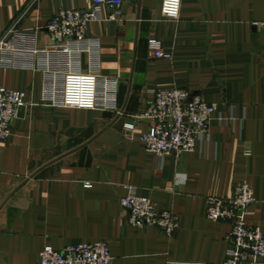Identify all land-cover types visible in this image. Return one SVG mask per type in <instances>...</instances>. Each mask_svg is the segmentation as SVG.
I'll return each instance as SVG.
<instances>
[{
    "label": "crops",
    "instance_id": "0c3cea01",
    "mask_svg": "<svg viewBox=\"0 0 264 264\" xmlns=\"http://www.w3.org/2000/svg\"><path fill=\"white\" fill-rule=\"evenodd\" d=\"M94 0H0V34L38 30L60 9ZM162 0H128L118 15L101 7L86 36L100 43V73L119 79L115 111L52 106L44 74L0 65V85L25 90L27 103L0 143V264H39L47 246L107 241L113 264H222L232 223L207 217L209 197L229 198L247 183L255 201L247 222L264 231V0H182L177 20ZM115 15L114 19H109ZM159 39L173 59L151 55ZM89 56L84 59L88 70ZM188 89L218 110L210 138L180 157L158 156L124 123L146 110L154 90ZM90 187H87V184ZM134 187L179 218L169 236L137 229L120 200Z\"/></svg>",
    "mask_w": 264,
    "mask_h": 264
},
{
    "label": "built area",
    "instance_id": "2783aa9c",
    "mask_svg": "<svg viewBox=\"0 0 264 264\" xmlns=\"http://www.w3.org/2000/svg\"><path fill=\"white\" fill-rule=\"evenodd\" d=\"M125 1L128 0H94L93 6L83 11L60 9L46 27L51 42L44 47L38 45V30L10 28L5 35L0 34V65L43 72V100L52 106L117 110L119 79L100 73L99 39L87 37L86 31L90 22L103 20L102 5L113 6L119 15ZM181 5L182 0H162V17L177 20ZM114 18L115 15L109 17ZM148 46L154 58L173 59L159 39H149ZM86 55L88 70L84 69ZM152 94L146 110L124 123L125 132L132 133L138 121L150 120L148 131L141 136L147 151L180 157L194 152L200 142L210 138L217 103L181 88L154 90ZM26 103L25 90L0 85V143L9 140L12 123ZM125 189L127 193L120 203L132 227L142 230L154 226L169 236L178 230L179 218L173 211L160 209L134 187ZM254 201L253 189L247 183L237 185L229 198H208L207 217L232 223L230 247L222 264H264V231L247 222L248 209ZM39 264H113V256L107 241L72 244L62 250L47 246Z\"/></svg>",
    "mask_w": 264,
    "mask_h": 264
},
{
    "label": "water",
    "instance_id": "95a60500",
    "mask_svg": "<svg viewBox=\"0 0 264 264\" xmlns=\"http://www.w3.org/2000/svg\"><path fill=\"white\" fill-rule=\"evenodd\" d=\"M23 109H24V107H21V109H20V112H22V111H23Z\"/></svg>",
    "mask_w": 264,
    "mask_h": 264
}]
</instances>
